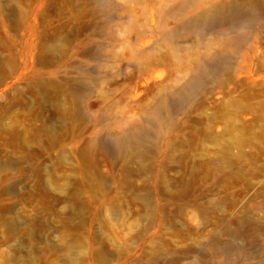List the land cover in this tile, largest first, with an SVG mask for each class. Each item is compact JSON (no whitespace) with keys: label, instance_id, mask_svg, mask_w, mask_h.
Instances as JSON below:
<instances>
[{"label":"rangeland","instance_id":"374dc122","mask_svg":"<svg viewBox=\"0 0 264 264\" xmlns=\"http://www.w3.org/2000/svg\"><path fill=\"white\" fill-rule=\"evenodd\" d=\"M0 264H264V0H0Z\"/></svg>","mask_w":264,"mask_h":264},{"label":"bare ground","instance_id":"6f19581e","mask_svg":"<svg viewBox=\"0 0 264 264\" xmlns=\"http://www.w3.org/2000/svg\"><path fill=\"white\" fill-rule=\"evenodd\" d=\"M206 11V10H205ZM201 13L198 17L193 18L190 21V25H195V23H199L207 18H209L212 14H217L216 11L214 12H205ZM165 106L161 105L157 110H156V121H153V129L158 131V130H163L165 124L169 120L168 115H164ZM152 138V131H144L141 134H133V135H128L124 137H117L115 138L114 144L111 146L115 152H124L129 149L137 148L140 145L146 143Z\"/></svg>","mask_w":264,"mask_h":264}]
</instances>
